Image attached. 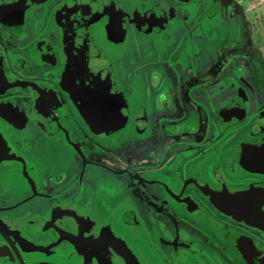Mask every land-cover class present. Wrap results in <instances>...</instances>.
<instances>
[{"label":"flooded vegetation","instance_id":"flooded-vegetation-1","mask_svg":"<svg viewBox=\"0 0 264 264\" xmlns=\"http://www.w3.org/2000/svg\"><path fill=\"white\" fill-rule=\"evenodd\" d=\"M48 1L0 0V264H264V6L249 17L231 0H163L161 26L145 25L131 0H110L108 12ZM103 19L113 34L99 54L83 32ZM215 44L240 53L224 64L233 72L199 84L226 55ZM105 69L124 118L125 105L138 114L126 150L86 132L88 118L116 122L86 100L85 73L96 84ZM216 194L239 196V219Z\"/></svg>","mask_w":264,"mask_h":264},{"label":"rangeland","instance_id":"rangeland-1","mask_svg":"<svg viewBox=\"0 0 264 264\" xmlns=\"http://www.w3.org/2000/svg\"><path fill=\"white\" fill-rule=\"evenodd\" d=\"M85 1H86V4L84 3V1L83 2L81 1L78 4L88 5V4H91L92 1H94V7L97 6L98 7L97 9L98 10L102 9V11L107 5L112 4L110 2V0H85ZM131 1H133L131 4L136 6L137 15L141 18L142 22L145 25H148L151 22H157L161 26L162 25H164V26L169 25V24H167L169 22V20L163 19L161 17L162 13H157L159 11V8H161L160 4L162 5L163 0H131ZM104 2H106L105 5L99 6L100 5L99 3H104ZM164 2L165 3H171L172 0H164ZM231 3L233 6L234 5L242 6V11L248 12L249 17L252 14H254L255 11L261 10V8L264 6V0H231ZM38 4H40V5H44V4L53 5L54 3L52 1H48V0H39ZM253 5H256L257 7H255V9H254L252 7ZM74 6H75V4L72 1V2L66 3L64 5V8L63 7L62 8H63V11H66L67 9H69L68 11H66V12H69L70 9L71 10L74 9ZM59 7H58V9H59ZM95 9H96V7H95ZM160 10L163 12L162 8ZM104 11L108 12L107 9H104ZM121 14H122V12L119 13L120 19L116 18V16H114L112 18V20H113L112 22L119 20V23H120L121 22ZM111 15H113V14L111 13ZM135 21L138 22V19H136ZM238 21H241V22H238ZM104 22H106V19H103V22L99 21V25L97 26L98 29L93 27V26H90L87 31L83 32V38H85L84 39L85 44L93 46L94 50H96V52L99 54H102V51H101L102 48H103V53H107V49L110 46L111 36L113 34L111 28L109 27L111 23L108 22V25H106V23H104ZM235 24H237L240 27H244L245 20L244 19L237 20V22ZM226 26L227 25L221 26L222 30L227 31ZM94 33H96L101 38L102 44H100V46L98 45V42L95 40V34ZM57 39L59 41L58 43L63 45L62 36L61 35L57 36ZM67 45H68V51L70 54L76 53V51H77L76 47L74 46V44L72 43L71 40L69 42H67ZM220 47H221V45L215 44V49H212V50L217 55H220L219 52L225 53L226 55L223 56V59L220 56V57H217V59H214L211 62H209V64H208L209 66H208V68H205V70L203 69V71H202L200 69L201 71H200V74L198 76L199 84H204L207 86L218 85L220 82H222L221 80H223L231 72H233V71L229 72L230 68L227 67V65L224 66V64L227 63L231 59V57H233L236 54H240V53L238 51H233V49L228 51V50L221 49ZM109 51H112V47H111V49H109ZM62 59H64V57H62ZM107 60H108V64L111 66L113 64L112 58L108 57ZM116 65H118V63ZM123 76H125V74H123ZM226 83L230 84L229 81H227ZM126 89H128V86L126 87ZM118 91H119L120 99H123L124 103H126L128 98H126L125 95L121 94L119 87H118ZM142 91L143 90H140V88L137 87V90L134 91V95L132 94L129 96V101L131 102L132 111H133V108L136 105H139V103L142 101V99L144 97ZM130 117L133 120L134 118L138 117V114L135 113L134 111L132 113H130L129 109H128V105H125V118L121 122L102 120L99 118H96V119H94L95 121H93V119L88 118V120L86 121V124L88 125L89 128L86 127V132L88 134L90 133L91 136H93V139L101 141L100 143H102L103 146L107 147L108 149H113L115 151L126 150V143L128 142V140L130 138L134 137L135 133H136L135 132L136 129L131 128L130 125L127 123V119L129 120ZM140 124H141V122L138 121L137 127L139 129L142 128V126H139ZM113 136H116V137L113 138ZM110 138H111V141L108 142ZM106 142H107V144H106ZM229 147H230V145L228 146V148ZM233 148H231V149H233ZM7 175L10 176V174H7ZM96 175L97 174L94 175V178L96 177ZM12 178L14 180H17L14 177V175H12ZM6 180H9V179L6 178ZM99 180H100L99 178H96V182H99ZM2 181H3V176L1 177L0 182L2 183ZM1 183H0V187L2 186ZM16 184H18V182H16ZM97 185H100V187H105V189L108 192L112 190V188L104 186L102 184V182L97 183ZM4 186L10 187L11 185H8L5 183ZM114 194H116V193H114ZM99 207H101V206H99ZM113 207L114 206L110 205V207H109V205H106L104 207V210L111 211ZM90 215L92 217H97L94 213H92ZM102 216H105V214ZM103 220H104V218H99L97 221L99 223H102L103 225L107 226L110 231H113V232L127 231V229H126L127 224H124L123 222L112 223V222H107V221H103ZM139 228H142L143 231L146 232V228H145V226L142 225V222H140ZM144 232H140V233L143 234ZM137 253L140 257L145 256L142 250H141V252H137ZM216 264H219V262H217ZM221 264H223V263H221Z\"/></svg>","mask_w":264,"mask_h":264},{"label":"water","instance_id":"water-1","mask_svg":"<svg viewBox=\"0 0 264 264\" xmlns=\"http://www.w3.org/2000/svg\"><path fill=\"white\" fill-rule=\"evenodd\" d=\"M89 76L91 75L85 73L84 81L88 89L86 100L90 106L95 110L99 117L102 118V116L106 117L111 115V117L115 118L116 122H121L124 118L122 103L118 99L114 83L108 75V71L105 69V72L103 71L102 75L98 73L101 83L97 82L95 84ZM109 107L112 108V110ZM221 198L226 201L219 202L218 200H221ZM238 200V195L216 194L214 204L220 211L239 219L240 208ZM94 228L96 229L97 227L95 226Z\"/></svg>","mask_w":264,"mask_h":264}]
</instances>
